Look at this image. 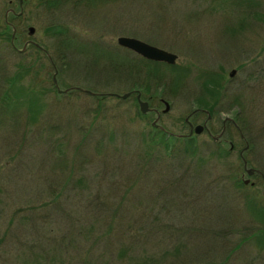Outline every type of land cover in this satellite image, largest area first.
Segmentation results:
<instances>
[{
	"label": "rangeland",
	"instance_id": "rangeland-1",
	"mask_svg": "<svg viewBox=\"0 0 264 264\" xmlns=\"http://www.w3.org/2000/svg\"><path fill=\"white\" fill-rule=\"evenodd\" d=\"M8 1L0 24L22 14L12 47L0 42V264H264V217L246 207L264 205L263 181L239 157L264 176V0ZM121 36L174 54L173 67L143 78L128 51L122 71ZM131 90L166 101L157 123L172 135L196 107L210 108L213 135L224 118L254 122L245 145L202 133L167 156L148 138L154 115L116 97Z\"/></svg>",
	"mask_w": 264,
	"mask_h": 264
},
{
	"label": "trees",
	"instance_id": "trees-1",
	"mask_svg": "<svg viewBox=\"0 0 264 264\" xmlns=\"http://www.w3.org/2000/svg\"><path fill=\"white\" fill-rule=\"evenodd\" d=\"M10 15V21L8 22L11 26H8L6 25L5 23H2L0 24V42L1 43H5V45H7L8 48H11L14 41L17 39V35H18V32H17V27L16 25L13 23L15 20H18L20 17H15L14 15L12 14H8ZM12 28H14V33H13V37L11 39V36H12ZM63 31V34H64V40L63 41H59L60 44H63L62 46V49L65 50L66 53H68V55L70 56L69 59H73L75 56H73L72 54H75V52L77 51V48H76V45L73 46V42L70 40L68 41L67 40V37H66V32L64 30ZM68 42V44L66 42ZM69 43H71L72 45H69ZM76 49V50H75ZM81 49H84V47H82ZM37 51V50H35ZM94 51V50H92ZM96 52V51H95ZM128 51L126 49H123V48H120L117 46L116 48V51H115V54L117 56H120L119 59H122L119 61L121 62L119 65L120 68H122L121 70L122 71H125L124 68H128L126 66V64L128 63L127 60H125V53H127ZM104 54L102 53L101 56H103ZM98 58H100V55L97 56ZM105 58H108L107 56H105ZM111 59V58H109ZM53 60V59H52ZM112 60V59H111ZM141 60V59H140ZM142 64H141V67H142V71L143 72V78H146V75H151V74H155L153 73L154 70L157 71L156 69H154L153 66L157 67L159 65L163 66V65H166L168 68H172L173 65H168V64H165V63H159V62H153V61H143L141 60ZM62 65H66V64H62ZM147 67H150L149 69L144 70L146 69ZM128 70V69H127ZM126 70V71H127ZM153 70V71H152ZM145 72V73H144ZM145 75V77H144ZM15 76H20V74H15ZM182 75L179 76V78H181ZM211 78H208L207 81L209 82ZM17 80V79H15ZM178 81V79L176 80V82ZM212 90H209V95L211 96H214L215 93H216V85H214L212 88ZM142 90V89H140ZM141 92V91H140ZM142 94V92H141ZM8 95V94H7ZM13 96L15 98H18L20 96H22V93L20 91V88H16L15 91H14V94ZM27 95H25V103H26V110L28 111V109H30V112L33 114V117L35 118L36 114H37V100H34V98L32 97H26ZM236 103V102H235ZM196 108H199V109H203V108H200V107H196ZM205 110V109H204ZM208 113L211 114L210 112V108H208ZM140 114V113H139ZM29 115V114H28ZM31 115L29 116V119H30ZM33 118V119H34ZM236 118V117H235ZM243 121L242 122H239L236 119H234V123L236 124V126L238 127V129L241 131V132H245L244 134L246 135V132L250 131L251 130V126L249 127V123L253 125V122L249 117H246L242 119ZM246 120H248V123H246ZM148 138L150 139V142L152 144H156L157 146H161L163 148V150H170L172 148V146L174 145V143H181L183 144L182 147H188L190 146V148L192 147V145L194 146L193 142V137L191 138H175V137H172L170 135H167L165 133H162L161 131L157 130V129H154L151 127V131L148 133ZM247 142H248V149L247 151H249L251 149V144L249 142H251V139L250 137L247 138ZM186 150V148H185ZM168 156V152H166V154ZM259 179V178H258ZM239 186L243 185L241 182H238L237 183ZM263 186H264V183L262 182ZM247 210L249 212V215L253 218V219H257V218H260V217H264V205H253V204H250V205H247ZM262 227L260 229L257 230V233L255 234V237H256V241L260 244H264V218H263V222H262Z\"/></svg>",
	"mask_w": 264,
	"mask_h": 264
},
{
	"label": "flooded vegetation",
	"instance_id": "flooded-vegetation-1",
	"mask_svg": "<svg viewBox=\"0 0 264 264\" xmlns=\"http://www.w3.org/2000/svg\"><path fill=\"white\" fill-rule=\"evenodd\" d=\"M12 3L11 0H9L7 2V5L10 6ZM6 14V15H5ZM5 14H4V17L8 14H12V15H16L12 9H6L5 11ZM5 17V18H6ZM14 30V29H13ZM135 39V38H134ZM138 40V39H136ZM147 45H150V46H153L155 48H158L154 45H151V44H148L142 40H139ZM25 45L28 46V45H33V42H31L30 40H26L24 43H23V46ZM159 49V48H158ZM162 50V49H161ZM129 51V50H127ZM130 53H132L135 57H137L138 59H141L143 61H150V60H147L145 58H142L141 56L137 55L136 53L132 52V51H129ZM154 62V61H153ZM160 63V62H159ZM129 95L128 97L130 96H133L134 97V101L136 102L137 104V95H138V100L139 101H142V102H145L147 104V107L149 109V111L145 114H153L154 115V119L153 121H155L153 123V121L151 122V127L154 128V129H157L159 131H161L162 133H165L167 135H170V136H174L176 138H191V137H194V136H199L201 135L202 133H205L213 143H219V141L222 139V137L224 136V134L226 133V131H235L238 135V138L244 143L245 145V142H244V139H243V136L242 134L240 133L238 127L235 125L234 121L232 120V118H224L221 120V123H220V130L217 134L213 135L212 132H213V129L212 127L210 126L211 124V116L210 114L208 113V111L204 110V109H199V108H194L188 115H186V117L184 118L183 122H184V125L186 126L187 128V133L185 135H172L171 133H168L162 126L158 125V118H159V112H158V109H157V106L159 104H162L164 106V103H166V101L163 99V98H160V97H156V96H149L146 98V100H142V94L141 92H139L138 90H131L130 92H128ZM111 95V94H109ZM190 98H188L187 100H189ZM149 104H152L154 105L155 107L151 108L149 107ZM167 104V103H166ZM162 113V111H161ZM194 116H204V119L201 123H198V120L196 119V121L193 123L191 121V119L194 117ZM202 126V131L199 133V134H194V127L195 126ZM229 145V150L232 149V145L229 143V141H226ZM239 157H240V152H239ZM247 177H258L260 180H263V177L258 171H254L250 176H247ZM245 180H243L244 182ZM247 183L246 184H243V185H247L249 182H248V179L246 180ZM242 182V183H243ZM250 185H252V183H249Z\"/></svg>",
	"mask_w": 264,
	"mask_h": 264
},
{
	"label": "water",
	"instance_id": "water-1",
	"mask_svg": "<svg viewBox=\"0 0 264 264\" xmlns=\"http://www.w3.org/2000/svg\"><path fill=\"white\" fill-rule=\"evenodd\" d=\"M22 1L18 0V6H21ZM22 13L21 11H19L16 15L20 16ZM13 33L14 30H12V36L13 37ZM33 34V28L32 27H28L27 28V36H31ZM34 44V43H33ZM116 45L120 48L132 51L134 53H136L137 55L141 56L142 58H145L147 60L150 61H154V62H161V63H165L168 65H173L175 63L176 60V56L174 54H171L169 52H166L164 50L155 48L153 46L147 45L139 40H136L134 38H130V37H117L116 38ZM34 46L38 47L36 44H34ZM25 45L23 46L22 49H24ZM233 74V71H230L228 76L231 77ZM52 83L55 85V79H54V75L51 79ZM79 90V89H77ZM66 90H64L63 92H65ZM81 92H84L88 95H93L92 93L85 91V90H79ZM57 93H61L59 90H57ZM129 93H125L122 94L121 96H116L119 97L121 99H125L126 97H128ZM137 107H138V111L140 114H145L149 111L147 104L145 102L139 101L138 100V95H137ZM168 110V105L166 103H164V109L162 110V113H166ZM156 121V120H155ZM153 121V123L155 122ZM202 131V126H195L194 127V134H199ZM247 146H245L242 151L246 150ZM240 158H241V162H242V167L244 169V172L246 173L247 176H250L254 170L252 169H247L246 168V162L245 160L241 157L240 154ZM264 180V177H263ZM247 181H244L243 184H246Z\"/></svg>",
	"mask_w": 264,
	"mask_h": 264
}]
</instances>
